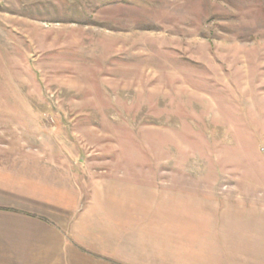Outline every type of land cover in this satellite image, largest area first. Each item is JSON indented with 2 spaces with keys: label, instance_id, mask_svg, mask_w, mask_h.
Listing matches in <instances>:
<instances>
[{
  "label": "rangeland",
  "instance_id": "374dc122",
  "mask_svg": "<svg viewBox=\"0 0 264 264\" xmlns=\"http://www.w3.org/2000/svg\"><path fill=\"white\" fill-rule=\"evenodd\" d=\"M0 169L77 216L263 197L264 0H0Z\"/></svg>",
  "mask_w": 264,
  "mask_h": 264
},
{
  "label": "crops",
  "instance_id": "0c3cea01",
  "mask_svg": "<svg viewBox=\"0 0 264 264\" xmlns=\"http://www.w3.org/2000/svg\"><path fill=\"white\" fill-rule=\"evenodd\" d=\"M10 176L0 169V264H264V196L254 192L172 194L159 209L111 186L77 216L68 193Z\"/></svg>",
  "mask_w": 264,
  "mask_h": 264
}]
</instances>
